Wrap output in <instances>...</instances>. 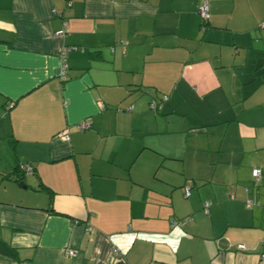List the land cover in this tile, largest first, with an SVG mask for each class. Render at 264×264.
Segmentation results:
<instances>
[{
    "label": "crops",
    "instance_id": "0c3cea01",
    "mask_svg": "<svg viewBox=\"0 0 264 264\" xmlns=\"http://www.w3.org/2000/svg\"><path fill=\"white\" fill-rule=\"evenodd\" d=\"M201 1L0 0V264H264V0Z\"/></svg>",
    "mask_w": 264,
    "mask_h": 264
},
{
    "label": "built area",
    "instance_id": "2783aa9c",
    "mask_svg": "<svg viewBox=\"0 0 264 264\" xmlns=\"http://www.w3.org/2000/svg\"><path fill=\"white\" fill-rule=\"evenodd\" d=\"M198 14H199V17H200V20L201 21H207V19H208V16H209V2H208V0H202L201 1V3L199 4V6H198ZM62 62H61V73H63L64 72V70L66 69V63H65V59H64V53L62 54ZM166 98V96L164 95V99ZM150 106L152 107V108H158V107H160V103H157L156 101H154V100H151L150 101ZM89 126V123L87 122V121H82V122H79L78 124H77V128H79V129H85V128H87ZM63 133V135L64 136H67V131H63L62 132ZM22 168L25 170V171H28V172H31V170H32V166H31V164H28V163H24L23 165H22ZM259 168H254L253 170H252V174L254 175V176H257L258 175V173H259ZM184 194L187 196L188 194H189V187L188 186H185L184 187ZM209 203L208 202H205V206H207ZM237 248H239V249H243L244 248V245L242 244V243H238L237 244ZM72 252V250H69L68 251V253H71Z\"/></svg>",
    "mask_w": 264,
    "mask_h": 264
},
{
    "label": "trees",
    "instance_id": "16d2710c",
    "mask_svg": "<svg viewBox=\"0 0 264 264\" xmlns=\"http://www.w3.org/2000/svg\"><path fill=\"white\" fill-rule=\"evenodd\" d=\"M200 18V17H199ZM205 23V21L203 22V21H201L200 20V24H201V26L203 25ZM165 95V94H164ZM164 95H162L160 98H152L151 100H154V101H156L157 103H160V107H161V104H162V102L165 100V99H167V95H165L166 96V98L164 99ZM160 107H158V108H160ZM158 108H154V109H158ZM21 169H23L22 167H21ZM24 170V169H23ZM0 245H3V247H4V252H6V253H8V254H11V255H13L14 254V249H12V248H10L9 246H6L5 244H0ZM1 250V249H0ZM3 250V249H2Z\"/></svg>",
    "mask_w": 264,
    "mask_h": 264
},
{
    "label": "rangeland",
    "instance_id": "374dc122",
    "mask_svg": "<svg viewBox=\"0 0 264 264\" xmlns=\"http://www.w3.org/2000/svg\"><path fill=\"white\" fill-rule=\"evenodd\" d=\"M152 110V109H151Z\"/></svg>",
    "mask_w": 264,
    "mask_h": 264
}]
</instances>
